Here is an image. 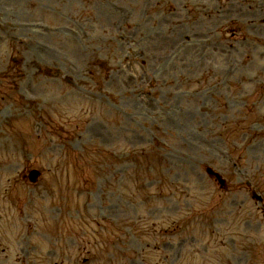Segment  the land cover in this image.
I'll return each mask as SVG.
<instances>
[{"label": "rangeland", "instance_id": "374dc122", "mask_svg": "<svg viewBox=\"0 0 264 264\" xmlns=\"http://www.w3.org/2000/svg\"><path fill=\"white\" fill-rule=\"evenodd\" d=\"M26 1L17 22L57 29L10 27L9 5L0 13V73L11 74L0 83V264L163 260L122 233L128 221L150 238L160 230L142 227L170 225L160 247L176 264H264V217L243 185L255 178L264 197V0ZM145 157L158 163L151 175ZM206 165L234 190L213 221ZM31 166L47 170L34 190L20 181ZM79 217L97 237L68 230L58 242L59 221L77 229Z\"/></svg>", "mask_w": 264, "mask_h": 264}]
</instances>
